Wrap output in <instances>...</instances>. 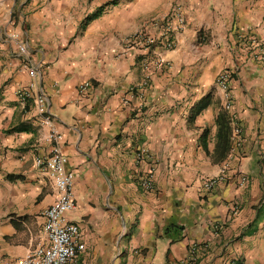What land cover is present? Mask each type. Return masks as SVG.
<instances>
[{
	"label": "crops",
	"instance_id": "1",
	"mask_svg": "<svg viewBox=\"0 0 264 264\" xmlns=\"http://www.w3.org/2000/svg\"><path fill=\"white\" fill-rule=\"evenodd\" d=\"M176 2L187 25L164 54L171 67L140 97L139 54L123 39ZM251 37L264 50V0H0V259L42 241L57 195L35 164L50 129L18 95L34 67L76 172L72 217L87 249L75 264H264V61ZM226 68L230 111L216 83ZM84 81L93 89L80 94ZM232 114L244 131L238 152ZM226 164L227 181L205 190ZM151 171L148 191L140 180Z\"/></svg>",
	"mask_w": 264,
	"mask_h": 264
},
{
	"label": "built area",
	"instance_id": "2",
	"mask_svg": "<svg viewBox=\"0 0 264 264\" xmlns=\"http://www.w3.org/2000/svg\"><path fill=\"white\" fill-rule=\"evenodd\" d=\"M187 25V17L184 5L176 2L170 11L161 16L150 19L141 29L124 37L123 49H135L139 54V67L142 71L140 82L132 87V92L144 97L145 91L151 86L156 71L169 69L171 62L165 57V52L173 50L177 44V34L183 31ZM10 38L15 41L21 53H27V45L21 35L14 32ZM252 56L264 61V50L255 37H251ZM234 75L233 68L224 69L217 77L216 83L225 90V108L230 111L232 106V94L229 90V82ZM32 81L29 86L18 89V95L24 103L34 102L40 120L49 127L46 140L50 143L49 153L35 158V164L46 171L51 177L56 189V198L44 211V238L23 258L14 261L0 259V264H75L77 259L87 249L83 240L79 223L72 217L77 209L74 185L76 172L69 166V157L63 150L64 135L56 126L55 119L48 107V96L38 80V70L30 67ZM93 89L90 81H84L78 86L80 94H87ZM125 102H128L125 99ZM233 125L232 142L233 151L239 150L244 140V131L234 114L231 115ZM147 153L146 149L136 152V159L142 160ZM228 164L224 165L217 176L206 177L202 180L205 190H211L228 179ZM141 186L152 191L155 188L153 172L145 175L141 180ZM249 177L240 173L239 184L248 186ZM171 264H193L191 256L172 262ZM231 264H243L239 259Z\"/></svg>",
	"mask_w": 264,
	"mask_h": 264
}]
</instances>
